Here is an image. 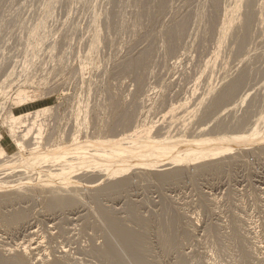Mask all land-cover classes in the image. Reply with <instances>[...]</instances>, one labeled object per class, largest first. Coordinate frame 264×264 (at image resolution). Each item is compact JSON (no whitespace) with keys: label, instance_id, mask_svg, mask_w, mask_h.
Wrapping results in <instances>:
<instances>
[{"label":"rangeland","instance_id":"obj_1","mask_svg":"<svg viewBox=\"0 0 264 264\" xmlns=\"http://www.w3.org/2000/svg\"><path fill=\"white\" fill-rule=\"evenodd\" d=\"M159 1L162 2V0H0V33H2L0 34V63L3 61L1 65L4 64L2 69L0 65V111H2L3 107H5V110L10 107V97L15 95V89H17V87L31 91L33 88L37 89V87H40L39 84H41V87L38 89H41V92H39L36 97L39 100L32 102V104L19 107L14 113L18 114V112H25L27 110L32 111L35 108L44 107L46 105L52 106L49 111L53 119L49 123L52 124L54 122L53 126L55 125L51 133L52 140L58 135L60 139L66 142L68 136L71 134H73V136L77 134V137L80 139H87V137L108 138V136H106L107 133L103 131V127L106 123L111 125L112 121L109 120L112 118L111 115L114 112L113 107L118 103V111L121 109L120 103L121 106L123 103L126 110L130 106H133V108L130 107L131 110H136L133 112L131 117L132 120L130 118L129 124L128 122L125 123L126 125L118 123L117 126L114 127L115 133L113 134V138L120 135L122 132L123 134H129L132 130L141 125L153 126L154 128H151V134L153 133V135H156L154 133H157V138L158 135L160 137L161 131H163L161 127L168 125L166 122L170 116L169 109L184 102H188L185 103V105L187 104L186 107L189 106V110L191 111L197 108L198 110H196V113H198L196 116L193 115L194 117L192 115L190 118L184 117L185 122L188 119L187 124L185 123L186 126H183L184 128L177 125L178 128H180V132L181 129H183L187 134L185 132L180 134L179 129L172 126L171 129H176L178 131L171 130L175 133L174 135L170 134L171 136L183 134L184 136L186 135L184 139L187 140H190V137L194 140H202L204 138H219L223 137V135L243 136L251 132L252 125L256 122V119L261 117V114H264V20L262 21L264 18L259 14L257 15L260 6L258 7L255 4L251 5L252 14L254 11L257 12L250 18L252 21H249V26L247 25L249 30L247 31L246 28H244L245 30L242 34L240 33L241 30L237 31L238 29L234 30L231 28L232 32L229 34L230 37L227 36L226 39L224 38L226 43H223L222 35H217L223 22L222 19L224 15L221 11L225 10L223 8H225V6L227 8L230 3L231 5L234 4L233 0H217L218 3L215 1L218 4L217 7L220 6L218 9L214 6L213 0H165L162 3L160 2L162 7H158L159 5L156 2L159 3ZM258 1L259 0L255 3H258ZM209 2L212 4L210 3L209 5ZM121 4L122 6H120ZM231 5L229 8L232 7ZM212 7H215L216 10ZM160 8H166L167 11L166 9L163 11V9L161 10ZM247 9L245 6L243 7L242 4V10L240 9L242 17H245L247 11L250 10ZM47 11L49 13H47ZM213 11L215 12L213 13ZM153 12L155 14H153ZM43 13L46 17L42 15ZM138 13L142 16H139ZM240 14L239 20L242 18ZM259 16L262 18L260 19L261 23H259V19L257 18ZM200 17L203 18V20L201 19V25L198 24L199 20H197ZM117 19H119V21ZM243 20L242 18L241 21ZM139 22L141 23L139 24ZM177 22L185 26V31L180 38L181 40L179 39L177 42L173 43L176 47L172 45L173 48L171 47L166 50L162 44L155 43L157 41L160 42V38L163 39L166 37L167 32L172 29L170 27H172L173 24H178ZM82 26L84 27L83 30ZM134 26L136 29H133ZM235 27L236 26L233 28ZM35 29L41 33H36ZM165 29L166 34L164 32ZM32 30L35 32L33 33L36 36H33L32 32L31 35L30 31ZM249 32L251 33L249 34ZM28 33L31 37H29L30 35ZM93 35H95V37ZM239 35H248L246 37L248 39H244L245 36L241 38L242 36ZM13 37L15 38L13 39ZM90 37H92V39ZM237 37H239V39ZM4 38H7V40ZM30 38H32V40ZM240 38L244 39L246 43H243L245 44L243 46L241 44L242 48L237 44ZM40 40L43 42V45ZM221 40L222 44H220ZM10 41H12V43ZM28 42L34 45L31 43H29L31 44L29 45ZM177 44L180 45L178 46ZM35 45H37L38 49H36ZM93 46L95 50L92 49ZM29 48H31L30 51ZM50 48L51 51H49ZM26 49L30 53L26 51ZM21 50H23V53L21 52L20 54ZM169 50H171V53ZM217 51L220 53L218 54L219 56H216L217 59H214L215 63H213V67H206L205 62L211 61V59L213 60L215 52ZM34 54L37 55V57H35L36 59L40 58L39 61L38 59L34 60ZM38 54L41 56L39 57ZM257 54L258 56H256ZM5 55L6 57L10 55V61L5 58ZM28 56L29 58L30 56L32 57L30 58L31 60L27 58ZM140 56V60H142L139 67L135 70L133 69L131 72H126L121 64L131 58L137 60ZM4 58L6 61H4ZM26 58L27 63H25L26 66H24L22 61L25 62ZM58 58L60 61H62V59L64 61L60 62ZM90 58H94L93 61ZM19 61L24 66L25 70L21 67L22 65L20 68L23 70L19 69ZM28 61L32 62L28 63ZM56 63H58V65ZM59 64L61 66L64 64V67L62 66V68ZM55 65L57 68L60 66V70L59 68L57 70ZM79 65L81 68L83 67L81 70H78L80 69ZM235 65L237 67H235ZM7 66L9 69H7ZM30 66L33 68H30ZM225 66L228 67L226 68ZM99 67L102 68L100 69ZM52 70L53 72L51 73ZM54 70L57 72L55 73ZM210 70H214V72ZM24 73H26V75ZM228 73L229 75H227ZM239 73H245L244 76H246L247 80H244L246 82L241 84L243 86L240 87L239 85L240 88L238 87L235 90L237 98L235 95L232 96V98L228 100L229 102L227 101L228 103L225 102L223 105H218L216 108L213 107L215 110L212 107H207L210 99H214V96H217L218 90H220L223 85L233 80V78L237 77V75H240ZM27 78H30L29 82H27ZM37 82H39V84ZM2 85L3 88L1 87ZM31 85L33 86L32 88ZM208 89L211 91L209 92ZM193 94H195V96ZM163 95H165V97ZM209 96H211V98ZM148 97L150 98L148 99ZM203 98L205 102L203 105H207L199 107L197 104ZM241 98L243 99L241 100ZM233 99H235V101H233ZM238 99H240L241 102ZM253 100L256 101L254 102ZM80 102L81 105H79ZM229 103L233 106L237 103V106L231 109L232 106ZM82 104L83 107L86 106L83 108ZM108 105H111L112 108ZM71 106H74L73 109ZM123 106L122 108H124ZM74 108H76L77 113ZM182 109L184 115L187 116L186 112L189 110L186 109L185 112V108ZM163 110L164 112L168 111L169 115L166 112L164 113ZM177 110H179V114L177 113L178 115L183 114V112H180L181 108H177L176 111ZM3 111L2 113L0 112V119L3 118ZM49 112H47L45 116L39 117V120L48 117ZM68 113L73 115L71 116ZM75 114L78 115L76 116ZM82 114L85 115L84 119L82 118L84 116ZM163 114L168 115L166 118L167 121L165 122L163 118L164 122L161 121V124H159ZM63 115H65L64 118L62 117ZM69 115L72 121L69 120ZM109 115L111 117H109ZM199 115H201V117ZM217 115L220 126L222 125L221 128L223 129H219V124L217 125ZM89 116H91V118ZM65 117L69 120L68 123ZM192 117L194 119H192ZM79 118L83 119V121ZM106 118L108 122H105ZM239 118L240 122L238 123L237 120ZM64 120H66V122ZM84 120H86V122H84ZM243 120H245L244 123L242 122ZM189 121L192 122V125ZM0 122V149H5L7 154L10 155L16 152V146L14 141H12V134L9 136L11 131L5 126H2L1 120ZM152 122L155 124L153 125ZM222 122L225 124L223 125ZM241 122L244 124L243 126L240 125ZM65 123L67 124L65 125ZM162 123H164V125ZM227 123H232L233 125L235 123L234 129H232V124L228 126ZM237 124L241 127H238ZM157 125H159V128ZM59 126L63 137L57 132ZM261 126L263 129V124ZM228 127L231 128L227 130ZM116 128H118V130ZM224 128L226 129L224 130ZM55 129L57 135L54 133ZM73 130H75L76 133ZM82 130H84V132H82ZM101 131L105 132V134ZM190 133L193 134L191 135ZM237 150V146H235L233 151L230 152L233 154H221L224 156H233L236 152L238 159L236 158L232 164H226L219 170H206L202 174L192 175L193 177H189L186 172L184 173L185 175L183 174V177L181 176L182 178L177 179L178 181L169 180L170 183L167 181L162 185L160 183L146 181L145 183H141L134 178L132 179V181H134L133 184H129L128 187L116 191L115 193H106L108 196L102 195L97 201H94L93 198L88 196L89 194H87V191L83 189L81 198L77 197L78 199H75L69 196L72 200H69V202L72 205H63V207L54 209L55 211L53 209L51 211V209H49L50 207L48 211L46 205L40 202V196L38 194L33 196V192L30 193V191L28 189L25 190V188L23 191L26 194V199L20 198L8 202L6 201L8 205H6L4 201H0V256L3 258L16 255H23L24 258L29 256L25 260V262H27L25 264H137L135 263L132 253L126 249L118 233L112 228V225L105 223L101 210L98 209L99 206L102 208L105 206L103 209L111 212L117 225L120 224V226L122 225L128 228L130 231H133L134 234H139V236H145V238L141 236L147 245L143 251L146 254H143L144 257L142 255L143 263L264 264V154L253 152L254 154L252 156L248 154V157L244 158L240 156V154H237V152H239ZM242 154L244 155V153ZM214 158L215 156L210 157L209 161L211 162L212 160L210 159ZM216 158L219 159V156ZM215 159L213 161H216ZM93 168L94 167L90 168V172L95 170H93ZM9 171L12 170H8L5 173L0 172L2 174L1 176H3H0L2 178H0V183L3 181L8 183L6 180H9L8 184L12 182L14 186H16V183L17 186L21 185V183L18 185V180H22L21 175L23 173L20 170H17V172L12 171L13 173H9ZM18 172L20 176L16 174ZM94 172L96 176L92 178L93 180H90L92 186L90 183H86L87 186L89 185L87 189L102 188L107 183L106 181H108V179L120 174L119 172V174L116 173L112 175L111 172L106 170H101L100 173L98 169ZM78 173L80 172L78 171ZM127 173H130V171ZM131 175L132 174H125L124 176L130 177ZM24 176L23 174L22 177ZM35 177H37L36 174L33 179H36ZM23 181L25 180L21 182ZM80 183L85 185V181H80ZM144 186L147 187L145 188ZM22 187L23 186L18 189V192H16L17 187L16 190L11 189L12 191H1L0 195L6 192L21 193L24 195V192L20 191ZM84 194H86V196ZM109 197L111 198L109 199ZM131 209H135V211ZM20 210L22 211L20 212ZM162 210L164 212H162ZM14 213H21V220L13 225L12 223L8 224V221H11ZM179 216L180 218L178 219ZM6 217L7 220L5 221ZM135 217H141L140 219L143 217L145 222L147 220V228L143 229L135 220ZM167 218H169L168 220L170 221L166 223ZM166 224L168 225L166 226ZM168 229L169 231L167 232ZM32 230H34V232H32ZM143 231L145 233H143ZM160 233L163 234V236L168 235L171 238V246H164L165 249L163 248V237ZM184 241L186 242L184 243ZM30 247L34 248L31 249ZM7 250L8 252H6ZM100 250L102 252L103 250H108L114 261L109 262L107 258L102 256L103 253Z\"/></svg>","mask_w":264,"mask_h":264},{"label":"bare ground","instance_id":"obj_2","mask_svg":"<svg viewBox=\"0 0 264 264\" xmlns=\"http://www.w3.org/2000/svg\"><path fill=\"white\" fill-rule=\"evenodd\" d=\"M34 1V0H33ZM106 1V0H105ZM113 1V0H112ZM165 0H162V2H164ZM169 1V0H168ZM212 1V0H211ZM217 0H213L212 2L214 3V6H216V9H218V7L220 8V6L217 7ZM234 1V4L231 5V3L228 5V7L226 8H223L225 10L221 11L223 12V19H222V25L219 29V33H217V35L219 34L223 39V43H226V41H224L226 39V37H230L229 34L231 31V28L232 29H238L237 31H240V33H244L243 31L245 30L244 28H246V30L248 31V27L247 25L249 24V21H252V19L250 20L251 16L253 14H256L257 11H254L253 14H252V11H251V5L252 4H255L257 5L258 7L260 6L259 8V13H257V15L259 14L262 18L263 17V13H264V0H260L258 1V3H255L256 1L255 0H233ZM30 2V1H29ZM48 2V1H47ZM53 2V1H52ZM57 2V1H56ZM90 2V1H89ZM125 2V1H124ZM129 2V1H128ZM161 1L156 2L159 6L158 7H162V5H160ZM232 2V1H230ZM254 2V3H252ZM43 3V2H42ZM80 3V2H79ZM123 3V2H122ZM211 2H209V5H210ZM83 4V3H82ZM86 4V3H85ZM126 4V3H125ZM154 4V3H153ZM152 4V5H153ZM206 4V3H205ZM212 4V3H211ZM242 4H243V7L245 6L247 10V14L245 15V17H242L241 14H240V11L242 10ZM35 5V4H34ZM44 5V4H43ZM80 5V4H79ZM124 5V4H123ZM165 5V4H164ZM163 5V7H164ZM204 5V4H203ZM232 6L229 8V6ZM122 6V4L120 5ZM128 6V5H127ZM155 6V5H154ZM166 6V5H165ZM19 7H20V4H19ZM31 7V6H30ZM88 7V6H87ZM153 7V6H152ZM157 7V6H155ZM207 7V6H206ZM209 7V6H208ZM32 8V7H31ZM203 8V7H201ZM211 8V7H210ZM215 9V7H212ZM153 9V8H152ZM161 9V8H160ZM159 9V10H160ZM163 9V8H162ZM161 9V10H162ZM166 9V8H165ZM163 9V11L165 10ZM241 9V10H240ZM257 9V8H256ZM21 10V9H20ZM34 10V9H33ZM37 10V9H36ZM35 10V11H36ZM87 10V9H86ZM148 10V9H146ZM222 10V9H221ZM23 11V10H22ZM156 11V10H155ZM154 11V12H155ZM167 11V9H166ZM25 12V11H24ZM30 12V11H29ZM28 12V13H29ZM153 12V14H155ZM215 11H213L214 13ZM217 12V11H216ZM219 12V11H218ZM246 12V11H245ZM12 13V12H11ZM10 13V14H11ZM20 13V12H18ZM26 13V12H25ZM47 13H49L47 11ZM89 13V12H88ZM110 13V12H109ZM152 13V12H151ZM166 13V12H165ZM33 14V13H32ZM51 14V13H50ZM96 14V13H95ZM139 14V13H138ZM201 14V13H200ZM218 14V13H217ZM239 14L240 16L244 19L243 21L242 18L239 20ZM24 15V14H23ZM29 15V14H28ZM36 15V14H35ZM43 16L46 17V15H44V13L42 14ZM206 15V14H205ZM27 16V15H26ZM139 16H142L139 14ZM259 16V17H260ZM15 17V16H14ZM96 17V15H95ZM199 17V16H198ZM203 17V16H202ZM206 17V16H205ZM215 17H216V14H215ZM259 23L260 22V19H262L261 17L259 18ZM7 18V17H6ZM13 18V17H12ZM119 18V17H118ZM139 18V17H137ZM256 18V19H257ZM201 19L203 20V18H199L197 20H199V23H201ZM255 19V20H256ZM257 19V21H258ZM25 20V19H24ZM85 20V19H84ZM88 20V19H87ZM119 21V19H117ZM140 20V19H139ZM254 20V18H253ZM264 19H262L263 21ZM13 21V20H12ZM15 21V20H14ZM134 21V20H132ZM241 21V22H240ZM24 22V21H23ZM28 22V21H27ZM93 22V21H91ZM98 22V21H97ZM243 22V23H242ZM88 23V22H87ZM122 23V22H121ZM141 22H139L140 24ZM178 23V22H177ZM221 23V22H220ZM24 24V23H23ZM132 24V23H130ZM138 24V25H139ZM194 24H195V21H194ZM193 24V25H194ZM25 25V24H24ZM201 25V24H200ZM220 25V24H218ZM262 25V24H261ZM264 25V24H263ZM17 26V25H16ZM137 26V25H136ZM211 26V25H210ZM234 26H236L235 28H233ZM249 26V25H248ZM94 27V26H93ZM141 27V26H140ZM196 27H197V24H196ZM251 27V25H250ZM262 27V26H260ZM25 28V27H24ZM28 28V27H27ZM32 28V27H31ZM36 28V27H35ZM83 26H82V30H83ZM91 28V27H90ZM131 28V27H130ZM136 29V27L134 26L133 29ZM139 28V27H138ZM137 28V29H138ZM172 28V29H170ZM169 31L167 32V38L164 37V33H163V39H159L160 42H155V43H159V44H162V46L164 47V49L168 50L169 48H173L175 42H177L181 36L183 35V32L185 31V26L182 24V23H178V24H173L172 27H170ZM207 28V27H206ZM34 29V28H33ZM44 29V28H43ZM96 29V28H95ZM208 29V28H207ZM206 29V30H207ZM36 30V29H35ZM42 30V29H41ZM93 30V29H92ZM99 30V29H98ZM210 30V29H209ZM218 30V29H217ZM260 30V29H259ZM19 31V29H18ZM96 31V30H95ZM22 32V31H21ZM33 33L34 31H30V33ZM38 31L36 30V33ZM131 32V30H130ZM163 32V31H162ZM165 34H166V29H165ZM197 32V31H196ZM218 32V31H217ZM12 33V32H11ZM31 33V35H32ZM35 33V32H34ZM33 33V36H36L34 35ZM38 33H41V32H38ZM43 33V32H42ZM71 33V32H70ZM84 33V32H82ZM161 33V32H160ZM209 33V32H208ZM221 33V34H220ZM239 33V32H238ZM239 33V34H240ZM251 32H249L250 34ZM261 33V32H260ZM2 34V33H0ZM9 34V33H8ZM20 34V33H19ZM29 34V33H28ZM72 34V33H71ZM94 34V33H93ZM135 34V33H134ZM237 34V32H236ZM253 34V32H252ZM262 34V33H261ZM25 35V34H24ZM30 35V34H29ZM31 35L29 37H31ZM42 35V34H41ZM40 35V36H41ZM99 35V34H98ZM234 35V34H233ZM260 35V34H259ZM263 35V34H262ZM26 36V35H25ZM95 37V35H93ZM92 36V37H93ZM239 36H242L241 38H243V36H245L244 39H248L246 38L247 36L246 35H239ZM250 36V35H249ZM20 37V36H19ZM28 37V38H29ZM92 37H90L92 39ZM116 37V36H115ZM160 37V36H158ZM3 38V37H1ZM12 38V37H11ZM15 37H13L14 39ZM37 38V37H36ZM98 38V37H97ZM114 38V37H113ZM151 38H154V37H151ZM156 38V37H155ZM220 38V37H219ZM217 38V39H219ZM225 38V39H224ZM239 39V37H237ZM236 38V39H237ZM239 41H237V44L238 46H242L245 45L246 43L244 42V39H241ZM5 40H7V38H4ZM3 39V41H4ZM12 39V40H13ZM17 39H18V36H17ZM32 40V38H30ZM38 39V38H37ZM40 39V38H39ZM42 39V38H41ZM83 39V37H82ZM108 39V38H107ZM29 40V39H28ZM90 40V39H89ZM158 40V39H157ZM181 40V39H180ZM220 40V39H219ZM217 40V41H219ZM222 40H221V43L222 44ZM27 41V40H26ZM41 41V40H40ZM148 41V40H147ZM155 41V40H154ZM243 41V42H242ZM247 41V40H246ZM12 43V41H10ZM16 42V41H14ZM39 42V41H38ZM90 42V41H89ZM98 42V41H97ZM114 42V41H113ZM241 42V43H240ZM18 43V42H17ZM31 43V42H28V44ZM42 45H43V42L41 41ZM74 43V42H73ZM93 43V42H92ZM94 43H95V39H94ZM245 43V44H243ZM32 44V43H31ZM29 44V45H31ZM39 44V43H38ZM51 44V43H50ZM240 44V45H239ZM20 45V43H19ZM28 45V47H29ZM34 45V44H32ZM84 45V44H83ZM93 45V44H92ZM91 45V46H92ZM173 45V46H172ZM178 45V44H177ZM180 45V44H179ZM178 45V46H179ZM25 46V45H24ZM36 46V49H38L37 45ZM39 46V45H38ZM50 46V45H49ZM119 46V45H118ZM187 46V45H186ZM241 46V48H242ZM32 47V46H30ZM43 47V46H42ZM57 47V46H55ZM85 47V46H84ZM160 47V46H159ZM176 47V46H174ZM219 47V46H218ZM245 47V46H244ZM20 48V47H19ZM41 48V47H40ZM44 48V47H43ZM111 48V47H110ZM162 48V47H161ZM160 48V49H161ZM220 48V47H219ZM252 48V47H251ZM18 49V48H17ZM31 48H29V51H30ZM35 49V48H34ZM42 49V48H41ZM54 49V48H53ZM52 49V51H53ZM94 46H93V48ZM163 49V48H162ZM163 49V50H164ZM233 49V48H232ZM245 49V48H244ZM250 49V48H249ZM24 50V49H23ZM21 50L20 51V54L21 52L23 51ZM33 50V49H32ZM49 50V49H48ZM98 50V49H97ZM218 50V49H217ZM15 51V50H14ZM19 51V50H18ZM26 51H28L26 49ZM28 51V52H29ZM51 51V48L50 50ZM48 51V52H49ZM67 51V50H66ZM170 53H171V50H169ZM251 51V50H250ZM253 51V50H252ZM257 51V50H256ZM25 53V50L23 51ZM22 52V53H23ZM38 52V51H36ZM86 52V51H85ZM248 52V51H247ZM262 52V51H261ZM18 53V52H16ZM30 53V52H29ZM55 53V52H54ZM87 53H88V50H87ZM92 53V52H91ZM220 52L217 51L215 52V57L213 58V60L211 59V61L209 60L208 62L206 61L205 62V65L206 67H213V63H215L214 59L216 58V56H219ZM257 53V52H256ZM14 54V53H13ZM50 54V52H49ZM90 54V53H89ZM233 54V53H232ZM252 54V53H251ZM17 55V54H16ZM25 55V54H23ZM29 55V54H28ZM31 55V54H30ZM39 57L41 56L40 54H38ZM54 55V54H53ZM65 55V54H64ZM74 55V54H73ZM84 55V54H83ZM82 55V56H83ZM93 55V54H92ZM229 55V54H228ZM10 55H8V57H6L5 55V58L9 59ZM19 56V55H18ZM32 56V55H31ZM30 56V58H32ZM61 56V55H60ZM66 56V55H65ZM258 56V54L256 55ZM1 57V56H0ZM4 57V56H3ZM2 57V58H3ZM17 57V56H15ZM35 57H37V55H33V58L34 60L36 59ZM52 57V56H51ZM62 57V56H61ZM69 57V56H68ZM85 57V55H84ZM89 57V56H88ZM93 57L95 58V56L93 55ZM4 58V59H5ZM25 58V57H23ZM29 58V56L27 57ZM27 58L24 61H22L23 65L26 66L25 63H27ZM29 58V59H30ZM54 58V57H53ZM94 58H90L93 59ZM141 56L137 59V60H131L129 59L128 61H126L125 63L121 64L126 72H131L133 71V69H137L139 67V64L141 62L140 60ZM211 58V57H210ZM222 58V57H221ZM253 58V57H252ZM256 58V57H255ZM12 59V58H11ZM15 59V58H14ZM38 61L40 58H37ZM36 59V60H37ZM59 59V58H58ZM65 59V57H64ZM69 59V58H68ZM85 59V58H84ZM100 59V58H99ZM217 59V58H216ZM244 59V58H243ZM23 60V59H22ZM31 60V59H30ZM33 60V59H32ZM73 60V59H72ZM103 60V59H102ZM6 61V59L4 60ZM10 61V59H9ZM14 61V60H13ZM12 61V62H13ZM37 61V62H38ZM55 61V60H54ZM53 61V62H54ZM60 61V59H59ZM58 61V62H59ZM64 60L62 59V61L60 62H63ZM106 61V60H105ZM217 61V60H216ZM244 61V60H242ZM253 61V60H252ZM256 61V60H255ZM3 62V61H2ZM1 62V63H2ZM8 62V61H7ZM30 61H28L29 63ZM32 62V61H31ZM30 62V63H31ZM52 62V61H51ZM56 62V61H55ZM102 62V61H101ZM254 62V61H253ZM0 63V65H1ZM5 63V62H4ZM20 63V64H19ZM19 69L20 66L22 65L21 62L19 61ZM91 63V62H90ZM225 63V62H224ZM244 63V62H243ZM249 63V62H248ZM52 64V63H51ZM58 65V63H56ZM83 64V62H82ZM97 64V63H96ZM101 64V63H100ZM204 64V63H203ZM242 64V63H240ZM245 64V63H244ZM253 64V63H251ZM6 65V63H5ZM21 66L24 70V66ZM31 65V64H30ZM60 65V64H59ZM64 65V64H63ZM62 65V66H63ZM81 65V64H80ZM79 65V66H80ZM224 65V64H223ZM226 65V64H225ZM229 65V64H228ZM254 65V64H253ZM4 66V64L1 65V69L2 67ZM10 66V65H9ZM18 66V65H17ZM28 66V65H27ZM61 66V65H60ZM60 66L58 67L59 70H60ZM61 66V67H62ZM84 66V65H83ZM121 66V67H122ZM245 66V65H244ZM250 66V65H248ZM8 67V66H7ZM11 67V66H10ZM32 66H30L31 68ZM56 67V65H55ZM54 67V69H55ZM64 67V66H63ZM62 67V68H63ZM226 67V66H225ZM228 67V66H227ZM226 67V68H227ZM235 67H237L235 65ZM33 68V67H32ZM53 68V66H52ZM57 68V67H56ZM57 68V70H58ZM79 68V67H78ZM83 68V67H82ZM81 66H80V69L78 70H81L82 69ZM94 68V67H93ZM92 68V69H93ZM100 68V67H99ZM102 68V67H101ZM100 68V69H101ZM231 68V67H230ZM240 68V67H239ZM238 68V69H239ZM245 68V67H244ZM9 69V67L7 68ZM17 69V68H16ZM21 69V70H23ZM27 69V68H26ZM91 69V68H90ZM123 69V68H122ZM149 69V68H148ZM206 69V68H205ZM232 69V68H231ZM255 69V68H254ZM28 70V69H27ZM30 70V69H29ZM150 70V69H149ZM236 70V69H235ZM19 71V70H18ZM17 71V72H18ZM35 71V70H34ZM55 73L57 72L56 70H54ZM74 71V70H73ZM72 71V72H73ZM83 71V70H82ZM211 72H214V70H210ZM240 71V70H239ZM243 71V70H242ZM250 71V70H249ZM6 72V71H5ZM16 72V70H15ZM14 72V73H15ZM22 72V71H21ZM24 72V71H23ZM27 72V71H26ZM53 72V70L51 71V73ZM147 72V70H146ZM246 72V71H245ZM36 73V72H35ZM74 73V72H73ZM72 73V74H73ZM79 73V72H78ZM221 73V72H220ZM225 73V72H224ZM20 74V73H19ZM26 75V73H24ZM24 74H21V75H24ZM28 74V72H27ZM236 74V73H235ZM240 75H237V77L233 78V80L229 81L228 83H226L225 85H223L221 87L220 90H218L217 92V96H214V99H210V102L208 103L207 99H206V102L208 103L207 104H204V98L199 101V103L197 104L199 107H203V106H206L207 107H217L218 105H223L225 102H227L228 100H230L232 98V96L235 95V90L243 85V82H246L244 80H247L246 79V76H244V74H241L239 73ZM254 74V73H253ZM24 75V76H25ZM80 75V74H79ZM92 75V74H91ZM229 75V73L227 74ZM226 75V76H227ZM4 76V75H3ZM28 76V75H27ZM23 77V76H22ZM231 77V76H230ZM25 78V77H24ZM32 78V77H31ZM76 78V77H75ZM89 78V77H88ZM224 78V77H223ZM30 79V78H29ZM29 79L27 78V82H29ZM78 79V78H77ZM92 79V78H91ZM199 79V78H198ZM197 79V80H198ZM79 80V79H78ZM221 80V79H220ZM34 81V80H32ZM39 81V80H38ZM55 81V80H54ZM69 81V80H68ZM227 81V80H226ZM40 83H42L41 81H39ZM39 82H37L39 84ZM46 82V81H45ZM71 82V81H70ZM215 82V81H214ZM9 83V82H8ZM22 83V82H21ZM67 83V82H65ZM217 83V82H216ZM7 84V83H6ZM23 84V83H22ZM30 84V83H29ZM33 84V83H32ZM36 84V83H35ZM34 84V85H35ZM75 84V83H74ZM91 84V83H90ZM215 84V83H214ZM4 85V84H3ZM3 85L1 86L3 88ZM25 85V84H24ZM40 87H41V84H39ZM38 85V86H39ZM45 85V84H44ZM43 85V86H44ZM56 85V84H55ZM64 85V83H63ZM221 85V84H220ZM5 86V85H4ZM75 86V85H74ZM87 86V85H86ZM210 86V85H209ZM219 86V85H218ZM217 86V87H218ZM30 87V86H29ZM33 86L31 85V88ZM40 87H37L36 88H33V90L31 91H27L23 88H20V87H17V89H15V95L14 96H11L10 98V107L7 108L6 110L4 109L5 107L2 108V111H3V118L0 119L2 121V126H5L6 128H8L11 132H10V135L12 134V141H14V144L16 146V152L15 153H11L10 155L7 154L6 150L5 149H0V172L2 173H5L7 172L8 170H12V171H15L17 172V170L21 171L25 176H23V174L21 175V178L22 180H25L23 182H21L22 180H18L19 183L18 185L21 183V185L17 186V183H16V186L12 185V182H10L11 184H8L9 183V180H6L8 181L7 182H2L0 183V192L1 191H10L11 189L13 190H16V187H17V191L18 192V189L23 186L20 191H23L25 188V190H29L30 193L33 192V196L35 194H38L40 197V202L45 204L46 205V209H56V208H60V207H63V205H69L70 202L69 200H71V198H75V199H78L77 197H80L81 198V195H83L82 193V190L85 189V191H87V194H89L88 196H90L91 198H93V200L97 201L99 199L100 196L102 195H107L106 193H115L116 191H120V190H123L124 188L128 187V185L130 184H133L134 181H132V179H137V181H140L141 183L145 181L146 182H156V183H160L161 185L164 183V182H167L169 180H177L179 178H182L183 177V174L184 173H188L187 175L189 177H193L194 175H199L200 173L202 174L203 172H205L206 170H213V169H216V170H219L220 168H222L223 166H225L226 164H232V162L234 160H236V158L238 159V156L236 155V152L233 156H224L226 154H233V153H230L231 151H233V148L235 146H237V154H240V156L244 157V158H247L248 154L249 156L253 155L257 152H259L260 154H264V127L262 129V124L264 126V114H261V117L257 118L256 119V122L252 125V129H251V132L247 133L246 135H243V136H237V135H223V137H219V138H204L202 140H194V139H191L190 137V140H187V139H184L185 136L183 137L182 135H180L181 133L185 132L183 131V129H181V132H180V128H178V126L180 125V127L182 126H186L187 124V120L185 122V118L186 117H191V115L193 116H196V110H198L197 108L195 110L192 109L189 110V106L186 107L185 103H188V102H184L182 104H179V105H175L174 107H171L169 109V112H170V116L168 117L169 115V112L165 111L167 114H163L162 116V119L160 120L159 124H161V121H164L166 122V118L168 117V121L166 122L168 125L164 126V127H161V129L163 131H161V134H160V137L158 135V138H157V133H154L156 135H153V133L151 134V131L152 129L154 128L153 126L149 125V126H146V125H141L137 128H135L134 130H132L131 133L129 134H123V132L121 134H123L122 136L118 135L116 136L115 138L114 137V133H115V129L114 127L117 126L118 123H121V124H125L128 122L129 124V120L130 118L132 117V114L133 112H135V110L133 111V109L131 110L130 107L133 108V106H130L127 110L125 109L126 107L123 106V103H122V106L124 108H122L121 106V103H120V108L124 111H121L119 110L118 111V104H116L115 107H113V114L111 115L112 118H110L109 121H112L111 122V125H108L107 123L105 124V126L103 127V131H105L107 134L106 136H108V138H104L102 139L101 137L100 138H94V137H87V139H80L79 137H77V134L76 136H73V134H71L70 136H68L67 138V141L64 142L62 139H60L57 135V132L58 134L60 135L61 132H60V125L59 126V129L57 130L56 132V129H55V132L56 133V138H54L52 140V131L54 130L55 128V125L53 126L54 122L52 124H50L49 122L52 121L53 119L51 118L50 116V110L52 108V106L50 105H46L44 107H39V108H35L33 109L32 111H23V112H18V114L14 113L15 110H18L19 107H22L24 105H27V104H32V102L34 101H37L39 100L38 98H36L39 94V92H41L40 90H38ZM50 87V86H49ZM197 87V86H196ZM213 87V86H212ZM239 87V88H240ZM1 88V89H2ZM215 88V87H214ZM205 89V88H204ZM211 89V88H210ZM87 91V90H86ZM195 91V90H194ZM209 91V89H208ZM211 91V90H210ZM209 91V92H210ZM257 91V90H256ZM161 92V91H160ZM214 92V90H213ZM212 92V93H213ZM210 93V94H212ZM238 93V92H237ZM256 93V92H255ZM162 94V92H161ZM207 94V93H206ZM85 95V94H84ZM159 95V94H158ZM195 96V94H193ZM209 95V94H207ZM165 97V95H163ZM167 96V95H166ZM204 96V95H202ZM206 96V95H205ZM243 96V95H242ZM248 96V94H247ZM151 97V96H150ZM148 97V99L150 98ZM158 97V96H157ZM207 97V96H206ZM211 98V96H209ZM236 97V95H235ZM233 97V98H235ZM244 97V96H243ZM196 98V97H195ZM237 98V97H236ZM245 98V97H244ZM86 99V98H85ZM157 99V98H156ZM161 99V98H160ZM243 98H241L242 100ZM256 99V98H255ZM151 100V99H150ZM212 100V101H211ZM240 101V99H238ZM245 100V99H244ZM251 100V99H250ZM61 101V100H60ZM233 101H235V99H233ZM248 101V100H246ZM254 101V100H253ZM256 101V100H255ZM254 101V102H255ZM4 102V100H3ZM7 102V100H6ZM84 102V101H83ZM154 102V101H153ZM152 102V103H153ZM161 102V101H160ZM229 102V101H228ZM227 102V103H228ZM237 102V101H236ZM241 102V101H240ZM239 102V103H240ZM78 103V102H77ZM232 103V102H230ZM229 103V104H230ZM1 104V103H0ZM156 104V103H155ZM161 104V103H160ZM228 104V105H229ZM234 104V103H233ZM237 104V103H236ZM234 105L235 107L237 105ZM242 104V103H241ZM246 104V103H244ZM251 104V103H250ZM78 105V104H77ZM81 105V102L80 104ZM92 105V104H91ZM153 105V104H152ZM231 105V104H230ZM239 105V104H238ZM86 106V105H85ZM84 106V107H85ZM112 108L111 105H108ZM231 109L234 108L233 105H231ZM247 106V105H246ZM1 107V105H0ZM72 109L74 106H71ZM80 107V106H78ZM82 107H83V104H82ZM83 107V108H84ZM101 107V106H100ZM107 107V106H106ZM109 107V108H110ZM197 107V106H196ZM227 107V106H226ZM230 107V106H229ZM93 108V107H91ZM151 108V107H150ZM179 109L181 108L180 112L183 114L181 115H178L179 113V110L176 111V109ZM182 108H185V112H186V109H188L189 111H191L190 113H188L189 111H187V116L184 115V111H182L183 109ZM215 108H213L215 110ZM238 108V107H237ZM249 108V107H248ZM60 109V108H59ZM75 109V112L77 113L76 111V108ZM82 109V108H80ZM227 109V108H226ZM230 109V108H229ZM230 109V110H231ZM250 109V108H249ZM57 110V109H56ZM71 110V108H70ZM69 110V111H70ZM84 110V109H83ZM90 110V109H89ZM97 110V109H96ZM2 111H0L2 113ZM59 111V110H58ZM81 111V110H79ZM85 111V110H84ZM88 111V110H87ZM92 111V110H91ZM95 111V109H94ZM176 111V113H175ZM248 111V110H246ZM48 113V117L46 118H43V119H40L39 120V117L41 116H45L46 113ZM64 112V111H63ZM71 112V111H70ZM74 112V111H73ZM72 112V113H73ZM164 112V110H163ZM164 112V113H165ZM205 112V111H204ZM223 112V111H222ZM59 113V112H58ZM174 113V114H173ZM178 113V114H177ZM61 114V113H60ZM70 114V113H68ZM81 114V113H80ZM147 114V113H146ZM221 114V113H220ZM234 114V113H233ZM245 114V113H244ZM71 115V114H70ZM69 120L72 121L71 117ZM73 115V114H72ZM71 115V116H72ZM76 116L78 114H75ZM74 115V116H75ZM84 115V114H82ZM88 115V114H87ZM135 115V114H134ZM167 115V116H166ZM189 115V116H188ZM228 115V114H227ZM65 115H63L62 117L64 118ZM75 116V118H76ZM96 116V115H95ZM109 115V117H111ZM161 116V115H160ZM193 116V117H194ZM201 117V115H199ZM197 116V117H199ZM234 116V115H233ZM67 117V116H66ZM65 117V119H66ZM79 117V116H78ZM82 117V116H81ZM85 115L82 117L84 119ZM91 118V116H89ZM108 117V118H109ZM185 117V118H184ZM192 117V119H194ZM244 117V116H243ZM59 118V117H57ZM160 118V117H158ZM164 118V119H163ZM217 118H218V115H217ZM224 118V117H223ZM245 118V117H244ZM243 118V119H244ZM51 119V120H50ZM81 119V118H79ZM83 119H81L83 121ZM86 119V118H85ZM97 119V118H96ZM191 119V120H192ZM203 119V118H202ZM225 119V118H224ZM236 119V118H235ZM60 120V119H59ZM58 120V121H59ZM63 120V119H61ZM67 120V119H66ZM66 120H64L66 122ZM69 120H67V123L69 122ZM76 120V119H75ZM105 120V119H104ZM132 120V118H131ZM146 120V119H145ZM153 120V119H152ZM190 120V121H191ZM216 120V119H215ZM58 121H57V124H58ZM94 121V120H93ZM108 122L107 118L105 120V122ZM143 121V120H142ZM163 121V122H164ZM189 121V122H190ZM222 121V120H221ZM238 123L240 122V118L237 120ZM245 120H243L242 122L244 123ZM84 122H86V120H84ZM90 122V121H89ZM141 122V121H140ZM188 122V123H189ZM236 122V120H235ZM242 122L240 123V125H244L242 124ZM1 123V122H0ZM56 123V122H55ZM65 123V125L67 124ZM79 123V121H78ZM153 123V122H152ZM186 123V124H185ZM191 125H192V122H190ZM237 123V122H236ZM82 124V122H81ZM85 124V123H84ZM103 124V123H102ZM155 123H153L154 125ZM164 125V123H162ZM176 124V125H175ZM219 124V125H218ZM222 124L224 125L225 123L222 122ZM229 124H232V123H227L228 126H230ZM1 125V124H0ZM73 125V124H72ZM78 125V124H77ZM83 125V124H82ZM126 125V124H125ZM139 125V123H138ZM178 125V126H177ZM217 125L219 126V129L221 128L220 126V123H219V118H218V122H217ZM216 125V128L218 127ZM233 125V124H232ZM238 127H241L239 124H237ZM58 126V125H57ZM81 126V125H80ZM89 126V125H88ZM128 126V125H127ZM134 126V125H132ZM158 128H159V125H157ZM172 126H175L176 128L179 129V132L180 134H177V136H171L172 134L174 135L175 133H173L172 131L175 130L176 132L178 130L176 129H171ZM189 126V124H188ZM226 126V125H225ZM224 126V127H225ZM234 126H235V123L232 127V129H234ZM261 126V127H260ZM73 127V126H71ZM84 127V126H83ZM90 127V126H89ZM88 127V129H89ZM153 127V128H152ZM181 127V128H182ZM237 127V128H238ZM3 128V127H2ZM63 128H64V125H63ZM81 128V127H80ZM121 128V127H120ZM152 128V129H151ZM184 128V127H183ZM189 128V127H188ZM191 128V127H190ZM231 128V127H228L227 130ZM236 128V127H235ZM261 128V129H260ZM78 129V128H77ZM76 129V130H77ZM82 129V128H81ZM84 129V128H83ZM101 129V128H100ZM118 130V128H116ZM122 129V128H121ZM187 129V128H186ZM184 129V130H186ZM218 129V128H217ZM223 129V128H221ZM226 128H224L225 130ZM66 130V129H65ZM72 130V129H70ZM96 130V129H95ZM125 130V129H123ZM158 130V129H157ZM172 130V131H171ZM192 130V129H191ZM190 130V132H191ZM62 131V129H61ZM75 132V130H73ZM80 131V130H79ZM101 131L103 134H105V132ZM130 131V130H129ZM171 131V132H170ZM174 131V132H175ZM233 131V130H232ZM82 132H84V130H82ZM96 132V131H94ZM126 132V131H125ZM155 132V131H154ZM63 133V132H62ZM76 133V132H75ZM78 133V131H77ZM101 133V134H102ZM186 133V132H185ZM261 133V134H259ZM171 134V135H170ZM187 134V133H186ZM191 134V133H190ZM193 134V133H192ZM191 134V135H192ZM230 134V133H229ZM233 134V133H232ZM75 135V134H74ZM190 135V136H191ZM54 136V134H53ZM61 137L62 134L60 135ZM193 137V136H192ZM244 153V155L242 154ZM221 154H224V155H221ZM219 156V159L216 158ZM212 156H215V160L216 161H213L214 159H210L212 160L211 162L209 161V158L212 157ZM239 156V157H240ZM221 157V158H220ZM241 158V157H240ZM239 158V159H240ZM91 167H94L93 170H99L100 173H101V170H106L108 172H111L112 175L113 174H116L120 172L119 175H116L114 177H111L110 179H108V181H106L107 183L100 189L98 188H91V189H87L89 187V185L87 186L86 183H90V180L95 176L96 174H94L95 170L94 171H91L90 172V168ZM44 169V170H43ZM12 171H9L12 172ZM78 171L80 173H78ZM130 173H127L129 172ZM20 172V174H21ZM42 172H45V173H42ZM94 172V173H93ZM0 173V176L2 175ZM13 173V172H12ZM34 173V174H33ZM17 175L19 174L16 173ZM37 175V177H35L36 179H33L34 178V175ZM125 174H132L130 177L129 176H124ZM10 175V174H9ZM13 175V174H12ZM33 175V177H32ZM100 175V174H99ZM185 175V174H184ZM186 175V176H187ZM193 175V176H192ZM15 176V175H13ZM20 176V175H18ZM182 176V177H181ZM3 177V176H1ZM0 177V178H1ZM10 177V176H9ZM103 177V176H102ZM19 178V177H18ZM100 178V177H99ZM2 179V178H1ZM0 179V180H1ZM98 179V178H97ZM93 180V179H92ZM105 180V179H104ZM17 181V180H16ZM80 181H85V185L81 184ZM178 181V180H177ZM34 182V183H33ZM176 182V181H175ZM7 183V184H6ZM15 183V182H14ZM103 183V182H102ZM170 183V181L168 182ZM139 184V183H138ZM92 186V184H91ZM139 186V185H138ZM159 186V185H158ZM84 187V188H83ZM145 187V186H144ZM147 187V186H146ZM145 187V188H146ZM159 188V187H158ZM87 189V190H86ZM160 189V188H159ZM11 190V191H12ZM127 190V189H126ZM157 190V189H156ZM84 191V192H85ZM24 192V191H23ZM22 192V193H23ZM129 192V191H128ZM5 193V192H4ZM27 193V192H26ZM105 193V194H104ZM16 194V195H15ZM20 194V195H19ZM5 193V194H1L0 195V201H4L6 203V201H12L13 199H20V198H25L26 199V194L24 192V195H22L21 193ZM111 194V193H110ZM28 195V193H27ZM86 196V194H84ZM163 195V194H162ZM36 196V195H35ZM71 198H70V197ZM108 196V195H107ZM130 196V195H129ZM28 197V196H27ZM106 197V196H105ZM32 198V196H31ZM70 198V199H68ZM104 198V197H103ZM111 197H109L110 199ZM72 201V200H71ZM15 202V201H14ZM39 202V203H40ZM75 202V201H74ZM10 203V202H9ZM40 203V204H41ZM12 204V203H11ZM6 205H8L6 203ZM72 205V204H70ZM166 206V205H165ZM105 206H103L104 208ZM45 208V206H44ZM97 208V207H96ZM102 207L99 206V210H101V214L103 216V219L105 220V223H108L110 225H112V228L118 233V236L119 238H121L122 242L124 243L126 249L129 250V252L132 253V256L135 260V263L137 264H148V263H143V260H142V255L143 254H146L144 253L143 251L145 250V247H147L146 243L144 242V239L141 238V236H144V235H141L139 236V234H134L133 231H130L128 228H125L124 226H120L117 225L113 215L111 214V212H109L108 210H105L103 209ZM19 209V208H18ZM48 209V211H49ZM164 209V208H163ZM132 211L135 209H131ZM22 210H20L21 212ZM47 211V210H46ZM55 211V210H54ZM58 211V210H57ZM61 211V210H60ZM137 211V210H136ZM12 212V211H11ZM99 212V211H98ZM162 212H164L162 210ZM13 213V212H12ZM23 213L25 214V211L23 210ZM46 213V212H45ZM60 213V212H59ZM137 213V212H136ZM27 214V213H26ZM100 214V212H99ZM10 215V214H9ZM131 215V214H130ZM166 215V214H165ZM170 215V214H169ZM136 216V215H135ZM178 216V214H177ZM181 216V215H180ZM180 216L178 217V219L180 218ZM2 217V216H1ZM21 217H22V214L21 213H14L13 217L11 218V221H8V224L12 223L15 224L17 222H19L21 220ZM164 217V215H163ZM166 217V216H165ZM170 217V216H169ZM173 217V215H172ZM9 218V217H8ZM134 218V217H133ZM141 218V217H140ZM140 218H137L135 217V220L138 222V224H140L142 226L143 229H146L147 226H148V223L147 220L146 222L143 220V217L142 219ZM165 219V218H163ZM169 218H167L168 220ZM172 219V218H171ZM7 220V217L5 219V221ZM13 220V221H12ZM161 220V218H160ZM166 220V223L169 222L170 220L167 221ZM180 221V220H179ZM162 222V221H161ZM164 223V222H163ZM163 223H161L162 225H164ZM171 223V222H170ZM56 224V223H55ZM160 224V225H161ZM169 224V223H168ZM166 224V226L168 225ZM179 224V223H178ZM183 224V223H182ZM180 225V224H179ZM184 225V224H183ZM173 226V225H172ZM111 227V226H110ZM171 227V226H170ZM168 227V228H170ZM179 227V226H178ZM59 228V227H58ZM159 228V227H158ZM165 228V227H164ZM163 228V229H164ZM237 228V227H236ZM128 229V230H127ZM167 229V228H165ZM169 231V229L167 230V232ZM173 231V230H172ZM32 232H34V230H32ZM160 232V230H159ZM171 232V230H170ZM183 232V231H182ZM30 233V232H29ZM143 233H145L143 231ZM158 233V232H157ZM164 233V232H163ZM35 234V233H34ZM161 234V233H160ZM169 234V233H168ZM162 235V245H163V248L164 246L166 247H169L171 246V238L168 236V235H165L163 236ZM160 235V236H161ZM172 236V235H171ZM221 236V235H220ZM227 237V236H226ZM145 238V236H144ZM187 238V237H186ZM178 239V238H177ZM176 239V241H177ZM194 240V239H193ZM240 240V239H239ZM174 242V241H173ZM180 242V241H179ZM186 241H184L185 243ZM243 242V241H242ZM22 244V243H21ZM37 244V242H36ZM148 244V243H147ZM191 244V243H190ZM20 245V244H19ZM38 245V244H37ZM184 245V244H183ZM25 246V245H24ZM216 246V245H215ZM242 247V246H241ZM24 248V247H22ZM31 249H33L32 247H30ZM178 248V247H177ZM219 248V247H218ZM165 249V248H164ZM64 250V249H63ZM101 251V250H100ZM5 252V251H4ZM8 252V250L6 251ZM12 252V250H11ZM102 252V251H101ZM19 253V252H18ZM60 253V252H59ZM103 255L104 258H107V260L109 262H113L114 260L111 258V253H109V251H104L103 250ZM149 253V252H148ZM248 253V251H247ZM7 254V253H6ZM11 254V253H10ZM63 254V253H62ZM199 254V253H198ZM26 255V254H25ZM42 255V254H41ZM201 255V254H200ZM63 256V255H62ZM70 256V255H69ZM97 256H100V255H97ZM101 256V257H102ZM147 256V255H146ZM229 256V254H228ZM242 256V255H241ZM8 257V256H7ZM3 258L2 256H0V264H25L27 262H25V260L29 257L27 256V258H24V256H13V257H8V258ZM61 257V256H60ZM64 257V256H63ZM68 257V256H66ZM144 257V255H143ZM183 257V256H182ZM202 257V256H201ZM247 257V256H246ZM44 259V257H43ZM59 259V258H58ZM244 259V258H243ZM249 259V258H248ZM47 260V259H46ZM68 260V259H67ZM239 260V259H238ZM245 260V259H244ZM247 260V259H246ZM29 261V260H28ZM43 261V260H42ZM202 261V260H201ZM210 262V261H209ZM49 263V262H48ZM57 263V262H55ZM151 263V262H150ZM154 263V262H153ZM212 263V261H211ZM248 263V262H247ZM30 264V263H29ZM37 264V263H36ZM46 264V263H45ZM61 264V263H60ZM158 264V263H157ZM181 264V263H180ZM205 264V263H204ZM208 264V263H207ZM213 264V263H212ZM244 264V263H243Z\"/></svg>","mask_w":264,"mask_h":264}]
</instances>
